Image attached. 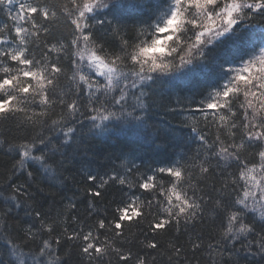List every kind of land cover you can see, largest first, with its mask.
Listing matches in <instances>:
<instances>
[{
  "label": "snow or ice",
  "instance_id": "6c2138e0",
  "mask_svg": "<svg viewBox=\"0 0 264 264\" xmlns=\"http://www.w3.org/2000/svg\"><path fill=\"white\" fill-rule=\"evenodd\" d=\"M71 5L0 0V16L6 17L0 21V124L8 133H0V149L14 154L13 176L29 159L53 174L59 169L42 151L51 135L41 131L34 138L10 139L12 130L43 129L47 121L41 118L56 105L66 114L53 119L48 130L65 137L73 122L105 121L127 111L132 92L159 72L146 70L140 53L174 14L183 12L185 25L168 72L202 58L203 46L237 24L264 26V0H208L202 9L196 0H172L161 21L131 29L94 18L104 0H71ZM72 15L68 40L58 34V25ZM227 71L226 81L190 109L204 117L205 128L183 121L195 134V148L150 172L125 161L123 173L86 176L82 190L90 198L84 215L77 196L43 211L26 184L9 182L5 195L33 217L21 224L11 208L0 209V235L18 264H72L73 256L75 264H242V257H264V48ZM61 78L71 81L75 92L58 91ZM143 95L134 98L141 107ZM110 184L122 198L112 202L115 208L101 210L98 202ZM198 224L207 225V237Z\"/></svg>",
  "mask_w": 264,
  "mask_h": 264
},
{
  "label": "trees",
  "instance_id": "16d2710c",
  "mask_svg": "<svg viewBox=\"0 0 264 264\" xmlns=\"http://www.w3.org/2000/svg\"><path fill=\"white\" fill-rule=\"evenodd\" d=\"M60 2L67 4L69 9L72 8L71 0ZM171 6L172 0H106L105 6L95 9L93 16L131 29L151 26L161 21V14L167 13ZM74 18L75 15L62 17L58 25V34L68 40L74 32V26L69 21ZM5 19L6 17L0 16V21ZM263 27L237 24L233 30L203 46L202 58L194 59L192 63L176 71L154 73L152 79L139 84L131 94L127 111L105 121L85 119L73 122V132L68 137L61 132L48 130L53 119H59L62 114H66V109L62 111L59 105L50 111L48 117L41 118L47 121L43 129L37 125L27 130H12L10 139L13 136L34 138L41 131L45 136L51 135L49 143L43 146L42 151L47 153L48 162L56 165L59 172L53 174L45 171L41 162L29 159L25 168L13 176L14 154H6L0 149V209L11 208V217L21 224H28L33 220L28 207H15V202L5 195L8 191L7 185L11 182L26 184L34 194L36 206L43 211L77 196L81 201L79 211L84 215V208L90 198L82 190L85 186L81 183L86 176L104 177L113 169L123 173L127 166L125 161L150 172L182 158L185 153L195 148V134L183 121H195L198 130L205 128L204 117L197 113L190 114V109L212 89L218 88L226 81L231 75L227 71L229 67H238L251 52L261 48ZM129 35L133 36L134 33L129 32ZM60 90L65 93L75 92L73 83L66 78H61L58 91ZM141 92L144 94L141 97L142 107L134 99L140 96ZM79 119L81 117L78 116L77 120ZM207 131L209 135L213 134L215 126ZM0 133H6L2 124ZM28 171L33 173L32 177H28ZM37 185L46 191L41 193ZM137 195L141 194L137 192ZM121 198L122 193L110 184L106 187L104 200L98 202V207L101 210L106 205L115 208L116 204L112 202ZM92 222L94 221H90ZM12 226L15 227L14 224ZM197 230L203 231L207 237V225L198 224ZM132 232H136L135 226ZM168 238L163 237L165 241ZM180 238L182 242H187L186 235L181 234ZM75 260L73 256L72 264H75ZM241 260L242 264L244 261H247V264H264V257H242ZM0 264H18L3 235H0Z\"/></svg>",
  "mask_w": 264,
  "mask_h": 264
},
{
  "label": "clouds",
  "instance_id": "9594fccd",
  "mask_svg": "<svg viewBox=\"0 0 264 264\" xmlns=\"http://www.w3.org/2000/svg\"><path fill=\"white\" fill-rule=\"evenodd\" d=\"M196 3L202 9L208 3V0H196ZM231 11L235 12V7ZM184 25V14L179 12L168 20L166 27L162 29L160 34L153 37L150 44L140 53L141 62L146 65V70H159L161 73L168 72L173 63L169 57L173 56L181 46L179 33L184 30ZM164 33L168 34L165 35ZM191 56V51L186 50L185 58L189 59Z\"/></svg>",
  "mask_w": 264,
  "mask_h": 264
},
{
  "label": "rangeland",
  "instance_id": "374dc122",
  "mask_svg": "<svg viewBox=\"0 0 264 264\" xmlns=\"http://www.w3.org/2000/svg\"><path fill=\"white\" fill-rule=\"evenodd\" d=\"M109 1V0H108ZM104 3H106V0H104ZM226 34V33H225ZM223 36V35H222ZM221 37V36H220ZM220 37H218L217 39H219ZM214 41V40H213Z\"/></svg>",
  "mask_w": 264,
  "mask_h": 264
}]
</instances>
